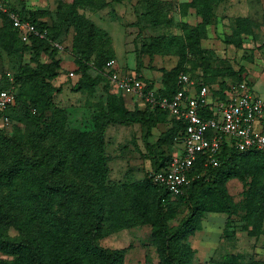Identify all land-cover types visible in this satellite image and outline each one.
Here are the masks:
<instances>
[{
	"label": "trees",
	"instance_id": "1",
	"mask_svg": "<svg viewBox=\"0 0 264 264\" xmlns=\"http://www.w3.org/2000/svg\"><path fill=\"white\" fill-rule=\"evenodd\" d=\"M112 1L120 0H58L53 11L9 0L11 9L45 31L44 36L32 35L30 41L21 39L8 14L0 10V55L19 58L17 66L0 69V89L10 85L7 71L17 85L16 101L6 111L11 129L0 124V264H124L125 248L103 246L100 239L125 227L146 224L151 227L158 264H193L196 249L189 237L203 227L208 212L228 215L223 234L233 215L245 220L249 234H264V149L239 150L224 143L219 163L200 164L202 174L176 196L155 181L149 170L133 182L110 178L105 152L109 125L138 123L145 129L147 142L153 128L166 123L155 150L148 153L152 170H158L179 149L187 123L144 99V107L130 108L124 95L111 91L107 66L116 59L112 36L81 8L97 11ZM218 1L187 0L177 7L168 0H138L140 17L155 27L173 24V9L185 15L194 8L200 18L196 24L184 22L183 34H156L142 43L140 51L150 56L177 55L173 66L162 67L158 94L172 96L180 87L182 71L198 87L208 84L215 90L219 86L215 92L220 95L231 82L247 80L245 67L213 66L208 49L201 46ZM250 28L249 17L236 18V33L250 32ZM71 30L70 52L80 74L73 89L88 96L89 128L75 125L84 119L81 112L73 114L68 106L54 101L57 88L52 79L61 68L56 43ZM27 53L29 58L23 59ZM43 53L47 60H42ZM137 70L148 88L156 87ZM101 83L102 97L92 100ZM232 178L243 182L242 202H236L229 192L227 183ZM184 203L185 215L172 225L170 221L179 217ZM218 264L243 263L238 254L226 253ZM252 264H264V259Z\"/></svg>",
	"mask_w": 264,
	"mask_h": 264
},
{
	"label": "rangeland",
	"instance_id": "2",
	"mask_svg": "<svg viewBox=\"0 0 264 264\" xmlns=\"http://www.w3.org/2000/svg\"><path fill=\"white\" fill-rule=\"evenodd\" d=\"M30 7L47 8L55 10L58 0H23ZM173 6H179L187 0H168ZM138 0L112 1L109 5L97 11L81 8L88 17L105 28L112 36L116 60L122 70H136L144 77H148L160 85L162 67L170 68L177 61V55L170 53L150 56L141 52L142 43L148 41L156 34H183V23L196 24L199 16L194 8H189L185 15L173 9L171 14L174 22L171 25L155 27L137 12ZM249 17L250 32L236 33V18ZM48 18V17H47ZM49 19V18H48ZM72 30L67 32L59 47L58 56L61 58L59 74L52 79L57 88L54 91V101L61 106H68L71 113L81 112L84 119L77 126L89 128L92 126L91 110L85 106L87 94L73 89L80 74L73 55L70 52ZM201 46L208 49V59L213 66L232 65L236 69L245 67L244 73L253 89L264 96V0H219L213 9L212 23L207 28V36L201 40ZM63 47V48H62ZM25 54L23 59H28ZM42 60H47L45 53ZM19 58L4 53L0 55V69L6 71L17 66ZM73 71V74L70 72ZM92 100L102 97V85ZM111 91L124 95L130 108L144 107L142 98L132 96L130 91L109 84ZM11 121L4 126L11 129ZM167 127L161 123L153 128L152 134L145 141V129L138 123L111 124L106 131L105 152L108 155L110 178L115 181L133 182L144 177L151 168L148 153L155 150V141L160 132ZM149 143V145L147 144ZM177 150L174 152L176 153ZM232 198L242 202L243 182L239 178H232L227 183ZM183 211L177 219L170 223L177 224L179 218L187 211L185 203ZM228 215L221 212H208L202 219L203 227L196 230L189 237L193 248L196 249L193 264H218L224 259L226 253L238 254L243 264H252L253 260L264 259V234L255 236L248 233L246 222L239 215L231 217L230 225L225 234V223ZM11 232H16L11 229ZM100 244L107 247H124V264H158L159 256L151 236L150 225H138L132 228H122L113 231L100 239ZM4 258L9 255L2 254Z\"/></svg>",
	"mask_w": 264,
	"mask_h": 264
},
{
	"label": "built area",
	"instance_id": "3",
	"mask_svg": "<svg viewBox=\"0 0 264 264\" xmlns=\"http://www.w3.org/2000/svg\"><path fill=\"white\" fill-rule=\"evenodd\" d=\"M8 1L0 0V10L8 14L23 41H30L32 35L44 36L45 31L11 9ZM56 45L61 47L59 43ZM107 71L118 88L158 103L172 115L186 120L181 144L169 164L158 170L149 169L154 180L165 184L173 196L182 193L202 174L198 169L200 164L215 166L219 163L224 143L239 150L264 149V96L258 94L248 80L231 82L220 95L215 92L219 86L215 90L208 84L198 87L196 80L182 71L178 75L179 89L172 96H166L158 94L157 87L148 88L135 70H122L115 58L109 60ZM7 76L10 85L0 89L2 126L11 121L6 111L15 103L17 95L12 72L7 71Z\"/></svg>",
	"mask_w": 264,
	"mask_h": 264
},
{
	"label": "crops",
	"instance_id": "4",
	"mask_svg": "<svg viewBox=\"0 0 264 264\" xmlns=\"http://www.w3.org/2000/svg\"><path fill=\"white\" fill-rule=\"evenodd\" d=\"M2 22V19L0 18V23ZM156 87H157V85H156ZM132 96H135L134 94H132ZM135 97H137V96H135Z\"/></svg>",
	"mask_w": 264,
	"mask_h": 264
}]
</instances>
